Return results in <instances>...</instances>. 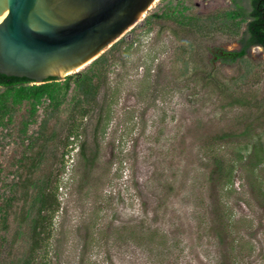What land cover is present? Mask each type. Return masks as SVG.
<instances>
[{
	"label": "rangeland",
	"instance_id": "obj_1",
	"mask_svg": "<svg viewBox=\"0 0 264 264\" xmlns=\"http://www.w3.org/2000/svg\"><path fill=\"white\" fill-rule=\"evenodd\" d=\"M168 6L202 19L145 22ZM233 7L156 0L109 53L100 123L74 83L25 132L21 107L0 144V264H264V49L214 57L241 47ZM43 183L58 205L33 238Z\"/></svg>",
	"mask_w": 264,
	"mask_h": 264
},
{
	"label": "water",
	"instance_id": "obj_2",
	"mask_svg": "<svg viewBox=\"0 0 264 264\" xmlns=\"http://www.w3.org/2000/svg\"><path fill=\"white\" fill-rule=\"evenodd\" d=\"M156 0H0V72L44 83L98 58Z\"/></svg>",
	"mask_w": 264,
	"mask_h": 264
},
{
	"label": "trees",
	"instance_id": "obj_3",
	"mask_svg": "<svg viewBox=\"0 0 264 264\" xmlns=\"http://www.w3.org/2000/svg\"><path fill=\"white\" fill-rule=\"evenodd\" d=\"M249 6L241 3V0H233L234 7L228 11L226 16L231 19L240 18V21L246 23L242 37L240 38L241 47L236 50H223L218 49L214 51L215 58L224 61L235 62L248 54L252 46H262L264 49V0H248ZM187 7L177 9L174 6L166 7L162 14H152L145 22L151 23L152 17H173L180 23H187L189 25H196L194 22L199 23L202 19L200 15L185 14ZM200 27V25H199ZM125 41L123 36L120 40L115 42L109 50L101 54L98 58L92 61L87 68L79 70L66 75L62 80L56 77H51L49 81L44 83H34L28 77H19L14 75H7L0 72V144L4 142L7 137L12 135V126L16 123V117L22 106L26 105V113L23 115V128L22 132L26 131L28 125L34 121L35 114L38 107L44 100H49L54 108H59L66 100L69 91L72 88V83L75 84L77 94L79 97V104L85 102L91 107L95 108L98 115V123H100L101 112L100 100L98 94L103 88L101 81L103 70L109 63V53L113 51L118 45ZM127 48V47H126ZM90 112L88 109H83L82 114L86 115ZM85 145L82 147V152L85 153ZM44 152L40 153L38 160H42ZM48 185L43 183L38 186V191L34 196L32 205L28 209V214H31L33 206L38 205V215H35L32 220V235L33 238L39 234V218L41 211L50 209L52 206L53 211L56 210L57 202L50 203L48 200ZM54 205H56L54 207ZM0 211L5 212L2 205ZM36 247V244L33 246ZM23 261V260H22Z\"/></svg>",
	"mask_w": 264,
	"mask_h": 264
},
{
	"label": "bare ground",
	"instance_id": "obj_4",
	"mask_svg": "<svg viewBox=\"0 0 264 264\" xmlns=\"http://www.w3.org/2000/svg\"><path fill=\"white\" fill-rule=\"evenodd\" d=\"M144 15V14H143Z\"/></svg>",
	"mask_w": 264,
	"mask_h": 264
}]
</instances>
